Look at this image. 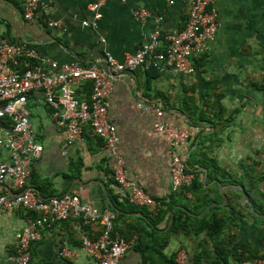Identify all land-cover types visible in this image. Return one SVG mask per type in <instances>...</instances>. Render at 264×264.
Instances as JSON below:
<instances>
[{
    "label": "crops",
    "instance_id": "obj_1",
    "mask_svg": "<svg viewBox=\"0 0 264 264\" xmlns=\"http://www.w3.org/2000/svg\"><path fill=\"white\" fill-rule=\"evenodd\" d=\"M21 1L0 0V40L34 48L40 57L38 64L45 70L51 63L105 68L107 54L122 60L155 30L160 31L161 50L167 43L166 34L184 28L190 5V0H107L96 26L85 27L82 23L92 20L88 7L93 0H39L45 8L31 21L23 19ZM213 3L219 27L215 38L204 43L193 59L192 74L138 69L119 76L109 97L107 118L116 129L129 178L152 198L165 202L164 209L171 205L156 228L161 238L172 225L176 210L199 218L211 207H225L227 204L219 205L223 198L217 183L243 186L246 191V174L264 173V0ZM139 8L150 13L144 21L134 18ZM48 21L60 26L50 27ZM88 84L73 82L70 87L77 98L88 99ZM41 96L37 92L28 98L31 128L36 143L43 147L28 165V187L44 198L76 195L97 216L108 210L107 205L113 208L115 199L125 201L113 181V160L102 141L85 128L82 139L71 143L51 119L50 110L38 102ZM137 103L162 110L166 125L190 131L178 153L195 175L199 193L212 200L202 210L207 197L197 200L187 189L171 198L169 141L154 133L155 115L139 109ZM0 160H7L4 153ZM6 188L8 194L13 193ZM189 189L196 190V186ZM225 196L228 202L240 196L243 206L241 191L228 190ZM243 207L244 216L236 224H226L212 235L203 230L197 235L164 236L163 253L169 257L184 250V264H210L222 248L228 251L230 264L236 263L230 255L235 248L237 254L249 250L264 258V222ZM223 212L227 213L220 211L219 216ZM128 215L143 216L137 211ZM26 216L22 209L0 214V264H15L16 238ZM213 217L206 215L207 220ZM102 232L100 219L83 225L82 218L73 215L46 226L30 246V264H94L81 250V241L83 235L97 240ZM129 241L133 245L123 257L125 264H153L151 257L143 261L142 250L134 248L135 237ZM64 248L74 254L62 258L59 254ZM242 261L237 264L248 262Z\"/></svg>",
    "mask_w": 264,
    "mask_h": 264
},
{
    "label": "built area",
    "instance_id": "obj_2",
    "mask_svg": "<svg viewBox=\"0 0 264 264\" xmlns=\"http://www.w3.org/2000/svg\"><path fill=\"white\" fill-rule=\"evenodd\" d=\"M105 1L93 0L89 4L92 20L84 21L83 26H96ZM167 2L171 3V0ZM213 2L215 0H190L184 28L166 34L167 43L161 50L160 31L155 30L137 51L125 54L122 60L107 54L105 68L77 63H51L45 70L38 64L40 57L34 48L0 40V155L4 153L7 158L6 161L0 160V214L10 215L18 209L27 214L16 238L12 257L15 264H30V245L39 240L40 229L66 221L71 215L81 217L83 225L95 219H100L103 224L100 238L91 240L83 235L81 241V250L94 260V264H125L123 257L133 245V241L125 240L118 233L112 234L114 214L110 210L97 216L76 195L44 199L28 187V165L32 157L43 150L36 143L31 128L29 96L37 92L42 94L38 102L50 110L51 119L59 129L65 131L71 143L82 139L85 128L98 137L113 160L112 178L123 200L137 208L155 212L161 201L152 198L133 182L125 169L116 129L107 118L109 97L119 76L138 69H171L178 74H192L193 59L201 53L204 43L215 38L219 27ZM21 8L23 19L31 21L45 6L39 0H22ZM149 16V11L144 8L134 12L137 21H144ZM47 24L50 27L60 26L51 21ZM80 81L91 83L88 99L77 98L70 87L71 83ZM136 106L155 115L154 133L165 136L169 141L170 191L171 195H177L194 180V175L187 171L186 163L178 153L180 145L187 141L191 133L188 129L166 125L159 108L143 103ZM6 185L12 194L6 192ZM72 254L64 248L59 255L70 258ZM186 258V252L181 250L175 261L184 264ZM247 264H264V258H255Z\"/></svg>",
    "mask_w": 264,
    "mask_h": 264
},
{
    "label": "trees",
    "instance_id": "obj_3",
    "mask_svg": "<svg viewBox=\"0 0 264 264\" xmlns=\"http://www.w3.org/2000/svg\"><path fill=\"white\" fill-rule=\"evenodd\" d=\"M88 85L91 92V83H89ZM187 171L189 172L188 169ZM246 176V192L250 197L252 207L255 212L264 215V194L258 188L259 182L264 179V173H261L259 175L247 173ZM234 182L243 184L242 181ZM191 186H196V190L189 189ZM197 188V181L194 175L192 184L184 189H187V191L191 192L197 200H202L203 198L207 197L203 204H201V208L199 209L200 211L212 200L208 199V194L201 195ZM183 190L179 194L183 193ZM177 195H172L171 198ZM239 198L240 196L230 199L227 205L223 208L217 206L211 207L209 211H207L202 217L199 218L188 215L182 210H176L173 223L168 228V231L165 233V235H163V238H161L160 234L156 232V228L157 225L161 222L162 218L167 216L170 212L171 205H167L166 209H164L165 202L161 201L160 207H158L155 212H150L145 208H137L128 204L126 201L120 202L115 199L113 201V208L107 205V209L114 214L112 234L118 233L128 241L135 237L136 241L134 244V248L136 250H142V257L144 259L143 261L151 257L153 259L151 260L153 264H177L175 261V255H170L169 257H167L163 253V248L165 247V245H167L165 237L177 233H182L184 235H197L203 230L208 231L209 235H212L222 229L226 224H236L238 220L244 216L240 209H245L243 206H241ZM218 199V201L221 200L220 195L218 196ZM136 211L141 213L143 216L130 217L128 215V213ZM220 211H227V213L223 212V215L219 216ZM209 213L214 214L212 220H207L206 218V215H208ZM249 214L253 215L250 212ZM259 221L264 222V220L262 219H259ZM144 242L146 243V245L144 246V248H142ZM236 252V248L232 252H230V255H232L234 259L233 262L236 263H241L243 262L242 260L250 262L255 258L261 257H259L256 253H251L249 250H242L241 254H237ZM210 264H230L228 262V251L223 248L222 250H217L216 257L214 261L210 262Z\"/></svg>",
    "mask_w": 264,
    "mask_h": 264
},
{
    "label": "water",
    "instance_id": "obj_4",
    "mask_svg": "<svg viewBox=\"0 0 264 264\" xmlns=\"http://www.w3.org/2000/svg\"><path fill=\"white\" fill-rule=\"evenodd\" d=\"M219 188L221 189V195H222V198H223V202L219 205L221 206H225L228 202V199L227 197L225 196V192L228 191V190H232V191H241L242 192V200H241V203L243 206L247 207L250 212H252L253 214L261 217L262 219H264V216L263 215H260V214H257L256 212H254V210L252 209V206H251V202L249 200V195L246 193L245 189L243 186H239V185H227V186H222L220 185L219 183H217ZM259 189L261 190V192L264 194V180L260 182L259 184ZM210 208V206L208 207ZM172 222V219H170V224Z\"/></svg>",
    "mask_w": 264,
    "mask_h": 264
}]
</instances>
